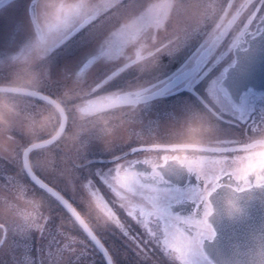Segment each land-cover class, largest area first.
Returning a JSON list of instances; mask_svg holds the SVG:
<instances>
[{
  "label": "rangeland",
  "instance_id": "1",
  "mask_svg": "<svg viewBox=\"0 0 264 264\" xmlns=\"http://www.w3.org/2000/svg\"><path fill=\"white\" fill-rule=\"evenodd\" d=\"M80 1L85 5H89L92 2V0ZM155 1L157 2L158 0ZM240 1L231 0L226 13L231 9H235ZM20 2H25V0H20ZM53 2L54 0H46V6L50 7ZM96 2L103 3L104 0H96ZM201 2L207 7V12H205L204 7H201L199 11L195 8V5ZM226 2L227 0H164L160 4L179 3L181 5L178 12L174 11L171 7L167 9V17L164 21L170 25V28L167 27V23L157 28L150 23L140 22L135 18L134 20H130L125 15L120 18L121 26L134 25V27L132 31L126 34V39L129 43L123 49L124 55L118 56L116 60L110 62L104 58L96 59L84 73L79 75H75V71L79 68L81 59H87L91 55L94 57L98 51L96 40L89 34V22L86 23L83 30L69 37L62 45L51 52L48 50L41 60L43 66L40 63L38 64V62L28 65L32 61L30 58L34 57L39 49L33 46L23 56H15V52L11 56L9 53L14 65H7L6 68L0 69V83H11L18 81L17 78L21 77L18 72L12 73L15 68H20V66L15 65L16 61H20L17 58L28 57V63L22 65V71L28 72L25 76L32 75V72L38 70L39 65L42 66L39 68L41 70L39 76H37L38 73L32 75L36 78L35 86H39L41 90H49L53 96L61 100L62 106L66 109L65 130L67 133L75 135L77 139L73 142H69L67 139H62L61 141L52 140L51 144L32 150L29 153L28 159L32 162L34 171L70 201L81 214L82 218L95 231L97 230L99 235L104 239L106 248L115 249L117 253L121 252L122 256L126 257V260L131 261L132 264H138L137 255L133 251L135 245L123 235V230H127L130 236L139 237L143 241L144 239H149L145 235V229L138 222L133 223L128 221L125 218L123 209L119 207V203H116L112 206L116 210L124 229L122 230L115 225L113 230L118 237L106 239L101 234L102 229L95 226L94 213L89 215L84 212L88 192L81 187V181L91 177L94 180L95 187L112 203V201L117 200L116 196L99 180L96 175L98 171L101 174L107 173L117 163L116 157H120V163L124 164V160L126 159L137 160L151 155V160L154 162L158 160V150L154 147L156 143H216L212 138L201 140V126L199 123H194L191 120H187L186 122V119L193 113L206 110L185 90H178L169 96L157 97L154 100V105L149 109L150 115L146 116L145 112H148L146 103H142L136 106V108L135 106H117L111 111H97L94 113L85 112L86 110L77 108L76 103L82 102L80 99L83 96V94L80 95L82 92H91L93 84L105 72L110 68L120 65L126 58L136 54L141 45L147 47L148 45H156L161 41L165 43V40H168V37L171 36L177 27L188 31L190 33L188 40L191 41L195 38L197 40V38H201L205 34L211 35L217 28L215 16L217 13L219 14L223 11ZM151 5L152 3L146 0V9L151 7ZM9 6L11 8L8 9L9 7H6L4 11H6L5 13H11L17 20L18 36L16 37V41L17 43H23L28 39L30 29L26 23L22 24L16 17V12H18V9L24 7V5H19L15 1L10 3ZM245 10L247 11L248 9ZM160 11L162 10L157 9V13ZM115 30L109 26V32ZM162 30L165 31L160 33ZM82 33H84V36ZM180 35L183 39V33ZM149 37H155V39L151 40ZM173 42L174 44L177 43L175 37H173ZM4 43L3 39L0 38V46ZM184 44L179 47L177 53L168 55L167 58L162 59L160 54H158L159 70H157V65H153L152 74H160L161 78H163L166 77V74L170 70L172 74L175 73L180 65L176 61L184 50L182 47ZM142 54L144 55V51ZM147 58L148 61L152 59L151 57ZM143 61L135 59L127 64L128 67L125 68L123 66L124 71L120 73V76L108 81L104 86H109L107 90L115 92V90L130 85L143 83V80L138 79L141 75L139 70L143 69L147 72L151 69V65L148 62L143 65ZM4 65L6 64H2V66ZM218 65L216 64L215 66ZM213 71L215 72L216 70L212 69L206 77L199 79L198 85L209 86V82L212 81L214 76ZM148 78L150 77H145V79ZM4 95L16 103L19 115L13 118L10 133L7 135L0 133V223L13 226L17 223L16 216H25L31 213V202L37 200L41 203V213L49 214L50 212L53 216L52 218L55 219L54 222L58 224L61 223L62 217L64 226L62 230L71 234L70 223H72V220L70 216L53 197L29 181V178L25 176L20 167L19 160L20 149L25 143L49 134L26 135L25 125L30 120L39 121L41 117L49 115L55 127L58 122L57 113L40 98H33L31 95L26 96L17 93H5ZM72 97L78 98L76 101H71ZM151 116H154L155 119L148 121ZM252 121H254L253 118L248 119L247 123L236 125H231L221 120L217 123L219 129L229 137L235 140H242L243 138H252L254 136L248 128L252 124ZM258 127L261 129V126ZM8 136L11 138L9 139ZM143 143L153 144L149 148H146L149 151L140 149L141 151L136 153L131 152L132 148ZM175 154L190 155L189 152L185 151L184 146H180L179 153ZM196 155H201V153H197ZM80 162L83 163V167L75 170L73 166L75 164L78 165ZM9 177L13 178L14 183H11L8 179ZM22 187L25 189L24 198L23 200H18L17 197ZM143 191L145 196L151 195L150 191ZM135 203L137 204L136 198ZM149 219V221L154 220L153 218ZM149 223V228L153 229L156 233L155 237L161 240L162 232H165V229L158 230L154 222ZM14 231L24 232L21 227H16ZM76 237L77 239L85 238L77 225ZM19 241L21 240L18 239L17 244L20 243ZM90 247H92L91 244ZM144 247L149 258L145 261L141 257L140 259L143 261V264H170L162 251V246L156 242L155 238H151L149 244ZM96 254L97 252L95 251L88 259L81 257L77 264H88V261H92V264H103V260ZM176 264H179V262L177 261Z\"/></svg>",
  "mask_w": 264,
  "mask_h": 264
},
{
  "label": "snow or ice",
  "instance_id": "2",
  "mask_svg": "<svg viewBox=\"0 0 264 264\" xmlns=\"http://www.w3.org/2000/svg\"><path fill=\"white\" fill-rule=\"evenodd\" d=\"M145 3L146 0H104L103 3H97L96 0H92L89 5L77 3L75 5H70L66 9L58 10L56 19L62 24H66L69 20L82 16L83 22L90 23L89 34L97 43L98 51L96 56L92 57L76 75L84 73L96 59L104 58L110 62L116 60L118 56L124 55L123 49L129 43L126 39V34L132 31L134 25L121 26V17L127 15L130 20H134L135 18L140 22H147L159 28L167 17L168 8L171 7L174 11L178 12L181 7L179 3L152 4L151 7L146 9ZM201 7H204L205 12H207V7L204 6L202 2L195 5L197 11H199ZM262 8H264V0H245L244 3L240 4L239 9L236 11V15L232 16V21H235L245 9H248L246 16L247 23L243 25L240 35L234 37L232 44L227 48L236 47L246 33L257 29L264 30V14H260ZM157 9H161L162 11L157 13ZM61 12H63L62 17ZM109 26L116 30L109 32ZM77 30H79V28L74 27L65 32L64 39L49 51L51 52L62 45L69 36ZM181 33H183V39L181 38ZM221 35H223V33H221ZM189 36L190 33L188 31L177 27L171 36L168 37L167 45L163 44V41H161L159 46L155 44L152 45V47H155V52L150 49L147 50V57L152 58L150 61L142 54L146 46L141 45V48L138 49L136 53L137 60H145L151 65V69L147 72L143 69L139 70L141 75L138 79L143 80L144 83L138 87L135 93H129V95L134 94L137 97L135 108L142 104L143 100L151 91H158L159 88L170 79V77L161 78L160 74H152L153 65H157V70H159L158 54L162 51H167L169 55H174L179 51L180 45L183 44ZM173 37H175L177 41L175 44L173 42ZM149 39L154 40L155 37H149ZM169 45H172V47H169ZM196 56H199V59H195ZM207 56V52L203 54L197 52L187 56L184 62L176 69V72L172 74V78L186 76L193 79H203L211 71V68L206 66ZM126 67H128L127 64H125V68ZM123 71V68L112 71L104 81L95 84L92 91L95 92L97 89L103 88L104 84L120 76V73ZM145 77L150 78L145 79ZM205 91L207 97L201 98V101L206 111L193 113L186 119V122L187 120H191L194 123H199L201 127L211 122L216 127V132L211 138L214 139L216 143L220 144L221 147L184 146L190 153V158H187V163L193 170L191 174H186V176L194 177L196 181L195 184L188 183V186L183 188L173 185L168 176L158 177L152 172V162L148 159L143 161L126 159L124 160L125 163L121 164V158L116 157L117 163L112 169L104 174H101L99 171L96 173L99 180L112 192H117L132 209H136V205L132 204L130 197L126 194H131L132 196L143 194V190L146 188H151L152 192L157 193L155 195L144 196V199L151 204L153 210L150 211L141 207L139 208V217L137 218V222L143 226L149 239L141 241L139 237L130 236L127 230H123V225L118 227L123 230V235L134 243L135 247L133 251L137 255L138 264H143V261L140 259L141 257H143L145 261L149 258L144 246L149 244L151 238L156 239V242L162 246L163 252L167 249L175 251L179 257L185 260L186 264H211L209 260H206L204 256L200 254L199 247L205 238L211 240L214 237L213 229L206 219L205 209L207 207V201L204 199V195H210L211 191H214L215 188L219 186L222 178L233 165H239L237 169L239 173L238 179H246L249 174H256V179L259 181L261 179L260 173L264 172V151L257 152L254 150L258 145L264 146V142L245 143L242 147L238 148L230 147L234 144L239 145L240 141L229 137L225 132L219 129L217 122L222 119V116L215 107L218 99L223 103L228 102L227 93L220 87L218 80L210 81L209 87L205 89ZM221 93H223L222 98L220 97ZM33 95H35V93ZM41 99H46V97H41ZM237 119L241 123L248 121V117L244 114L239 115ZM259 121L264 124V118H261ZM256 125L257 121H252L249 127V131L252 132L253 135L256 134ZM51 143L52 140H49L46 144ZM40 147H43V145L37 144L31 146V149ZM154 147L158 150V154L162 153L159 154V158L162 157L165 160L168 154L175 151L174 148L162 147L160 145H155ZM31 149L26 148L23 151L22 158L28 159ZM138 151L141 150L137 148L131 149L133 153ZM144 151L149 150L145 149ZM231 152H243L246 154L236 155L230 158L227 153ZM197 153H201V155H196ZM206 153H212L213 155L209 157L208 155H204ZM140 164L151 165V167L149 170H143L137 167ZM73 167L77 170L83 167V163L80 162ZM24 173L41 189H46L47 192L73 217L76 209L68 200L64 199V197L52 187H49L38 179L36 175L33 174V171L31 174H28L26 171H24ZM137 173H143V176L136 175ZM8 179L11 183H14L12 177ZM81 187L87 190V192H96L99 190L95 187L94 180L91 177L82 180ZM24 192L25 189L22 187L20 193ZM167 193L174 194L173 200H168L166 198ZM173 202L175 205L183 202L191 203L193 205L191 213L182 216L179 213L173 212ZM31 203L32 206L39 207V201H33ZM153 215H158L165 219V232L162 241L156 238L153 230L149 228L148 218ZM52 217L50 212L49 214H43L40 211L39 219L36 221L39 225L38 227L30 228L27 231L22 228L24 237H27L32 231L37 232L41 236H49V243L45 246L41 255L37 257L36 264H69V261H72V264H77L81 257L91 256L95 251H99L103 254L106 264H117V260L114 258L115 255L109 253L102 239L98 238L93 231L89 232L83 227L86 237L84 239H77L75 235H71L67 231L62 230L64 227L62 217L61 223H56L55 225L54 234L49 235V222L52 220ZM15 228L14 226L0 224V232L3 233H14ZM5 241L3 237H0V245L5 244ZM89 242L95 251H90ZM25 261L26 264H32L30 257H26ZM88 264H92V261H88Z\"/></svg>",
  "mask_w": 264,
  "mask_h": 264
},
{
  "label": "flooded vegetation",
  "instance_id": "3",
  "mask_svg": "<svg viewBox=\"0 0 264 264\" xmlns=\"http://www.w3.org/2000/svg\"><path fill=\"white\" fill-rule=\"evenodd\" d=\"M12 1L13 0H6L0 4V38H2L3 41L5 42L4 44L0 46V69L6 68L7 65H14L12 62V57H10V55L12 56L13 52H15V56H23L24 54H26V52H28V50L31 47L35 46L39 48L36 55L30 58L32 61H30L29 63L27 59L28 57L17 58L20 61H16L15 65L20 66V68L19 69L15 68V70H13L12 73L18 72V74L21 76H25L26 74H28V72L22 71L23 64L28 63V65H33L34 62H38V64L40 63L43 66V63H41L42 57L46 54L48 50L55 47L56 44L60 43L64 39L65 32L73 29L74 27H78L79 30L73 32L69 36L71 37L77 34L78 32H80L81 30H83L84 26L87 23V22H83L82 16L76 17L75 22L68 29H65L62 23H58L55 25L52 23L53 19L56 18V16L58 15L59 9H66L70 5L81 3L80 0H54V2L51 4L50 7L46 6L47 5L46 0H25V2L19 3V5H24V7H22L21 9H18V12H16V17L22 22V24L26 23L28 25L30 32L28 34V39L25 42L17 43L16 41V37L18 36L17 20L12 16L11 13H5L6 11H4L6 7H9L8 9L11 8L9 4L12 3ZM149 1L152 4H160V2L162 3L164 0H158L159 3H157L158 1L156 2L155 0H149ZM230 1L231 0H227L223 11L220 12L219 14L217 13V15L215 16V20H216L215 25L217 26L215 31L211 35L205 34L201 38H197V40L196 38L193 39V41L186 39L184 41L185 44L182 46L184 50L181 53V56L176 61V62H179L178 64H182L184 60L187 58V56L192 55L193 53L200 52L201 54H203L207 52L208 56H207L206 66L210 67L211 70L212 69L216 70L215 72L213 71L214 76L212 80H218L219 82L223 77V69L228 64L238 62L241 64L242 67L249 68V64L246 61H243V62L240 61L239 58L240 56H242L243 54H246L249 51L248 49H249L250 37L258 34L262 30V29H257L255 31L246 33L244 37L241 39V41L239 42V44L236 45V47L227 48L228 46L232 44L234 37H237L240 35V31L243 29V25L247 23L246 16L248 13V10L247 11L244 10V12H242L235 21H232V16L236 15V11L238 10L239 4L237 5L235 9H231L230 11H228V13H226V10H228V6L230 5ZM158 10H161V9H158ZM262 13H264V8L260 10V14ZM62 16H63V12H61V17ZM164 23H167V22L164 21L163 24ZM167 27L170 28V25L168 23H167ZM164 31L165 30H162L160 31V33L161 32L163 33ZM262 32L264 33V30H262ZM221 33H223V35H221ZM82 35L84 36V33H82ZM165 43L163 42V44L167 45L168 40H165ZM156 45L159 46L160 42H158V44ZM169 47H172V46H169ZM149 49L155 52V47L148 45L144 50L145 57H147L146 53H147V50ZM159 54L162 59L167 58L169 55L167 51H162ZM92 57L93 55L88 56L87 59L86 58L81 59V61L79 62L80 63L79 68H77V71H75V75ZM135 59H137L136 54H133L131 57L126 58L120 65L114 68H110L107 72H105V74H103L93 84L92 87H94L95 84L104 81L112 71L123 68L125 64H129ZM195 59H199V56H196ZM2 64H6V65L2 66ZM142 64L145 65L146 61L144 60ZM216 64H219V65L215 66ZM42 66L39 65L38 70L32 72V75H34L35 73H38L37 76H39L40 71H41L39 70V68H41ZM168 75H170L169 76L170 78L172 77L171 70L166 74V77ZM251 75H253L252 71L247 70L245 72L246 77H249ZM11 83H14V82H11ZM198 83H199L198 78L193 79L191 77L185 76V77H182L181 80L172 87V89L177 87V88H181V90H185L189 92L192 95V97H194L197 100L198 104L205 109V106L202 103L201 98L207 97V93L205 89H207L209 86L207 87H204L202 85L199 86ZM141 84L130 85V86L121 88L119 90H115V92H113V90L112 91L107 90L109 86H104L101 89H97V91L95 92L93 91L82 92L80 94V95L83 94V96L80 98L82 102H79V103L77 102L76 107L80 108L81 110H86L85 112L94 113L97 111H107V110L111 111L117 106H135V103H133L132 101L130 102V100H133L134 98H136L134 94L133 95L127 94L123 96L117 93L121 91H129V90L136 91ZM219 84H220V87L224 90V92L227 93V101H228L227 103H223L220 101V99H218L217 104L215 105L216 110L222 116V119H220L221 121L225 123L228 122L231 125L243 124L239 122L237 117L241 114H244L248 117V119L253 118L254 121H257L256 132L260 130V127L258 126H261V128H264V124L260 123L259 121L261 118H264V81H262V84H263L262 88L257 87L259 82H251L250 85L243 86L242 84H238L235 79L233 80L231 86H228L225 84L222 85L221 82ZM34 88L49 94L61 104V100L53 96V94L49 90L47 89L41 90L39 86H34ZM166 92H167L166 90H163L161 93L162 94L161 96L150 97L148 99H145L142 102V103H146L148 106V112L147 113L145 112V116L150 115L149 109L154 105V100L157 97H164V96L171 95V94H167ZM220 97L221 98L223 97V93L220 94ZM77 98L72 97L71 101L72 100L76 101ZM122 99L128 101L129 103H122L121 101ZM64 110L66 111L65 108ZM154 119H155L154 116H151L148 119V121H151ZM253 137L243 138L242 140H238L240 141L239 145L234 144V145H231L230 147L238 148V147H242L243 144L245 143H252ZM152 144L153 143H143L140 145H136L134 148L146 149L152 146ZM206 144H209L215 147H221V145L218 143H214V144L206 143ZM182 146H185V145H182ZM164 147H167V146H164ZM254 150L257 152L264 151V146L258 145ZM159 154H162V153H159ZM159 154H158V158H159ZM172 154H175V153H172ZM245 154L246 153H243V152L227 153V155H229L230 158L236 155H245ZM204 155H208L209 157H211L213 154H204ZM145 159L150 160L152 163L155 162L151 160V155L141 157L140 159H137V160L143 161ZM137 167L143 170H149L151 165L140 164ZM168 178L173 183V185H176L182 188L187 187L188 183H191V184L196 183L194 177L186 176V174L180 170H176L175 174L168 176ZM144 190L150 191L151 195L157 194V193L152 192L151 188H146ZM127 195L130 197L132 204L136 205L138 212H139V208L141 207L145 208L146 210H150V211L153 210L151 204L147 200L144 199V196H145L144 191H143V194H139L135 196H132L131 194H127ZM173 197H174L173 193L166 194V198L168 200H173ZM135 198L137 199V204L135 203ZM116 199L118 198L116 197ZM192 208H193V205L189 202H183V203L176 204V205L173 202L172 211L175 213H179L182 216H185L191 213ZM138 212H137V216L139 217ZM123 213L125 215V218L128 221L133 222V223L137 222V220H133L131 217H129L124 209H123ZM149 218L154 219L153 221H149V222H154L157 225L158 230L165 229L166 222L164 218L158 215H153L152 217H149ZM54 220L55 219L52 218V220L49 222V229H50L49 235L54 234L55 225H56ZM70 226L69 227L71 228L70 229L71 234L76 236V224L72 221V223H70ZM89 226L92 228L94 233L98 236V238H101L102 242L105 244L104 239L99 235L97 230L95 231V229L91 225ZM114 227L115 225L113 224L109 228L102 229L101 234L104 235L106 239L117 238L118 236L116 232H114L113 230ZM149 227H150V223H149ZM153 232L155 233L154 230ZM145 235L148 236L146 231H145ZM0 237H3L6 240L5 244L0 245V264H26V261H25L26 257L31 258L32 264H36L37 257L41 255L43 249L49 243L48 235L41 236L35 231L30 232V234L27 237H24V232L21 233L19 231L18 232L14 231V233L0 232ZM163 238H164V232H162L161 241L163 240ZM18 239H20L21 241H19L20 243L17 244ZM106 249L109 251L110 254L116 255V257L114 258H116L117 264H132L131 261L129 262L126 260V257L122 256L121 252L117 253L115 249H111V248H106ZM92 250H94V248L90 247V251ZM96 252L100 256L99 252L98 251ZM89 257L91 256L86 257V259H88ZM14 260L16 261L13 262ZM69 264H72V261H69ZM103 264L105 263L103 262Z\"/></svg>",
  "mask_w": 264,
  "mask_h": 264
},
{
  "label": "clouds",
  "instance_id": "4",
  "mask_svg": "<svg viewBox=\"0 0 264 264\" xmlns=\"http://www.w3.org/2000/svg\"><path fill=\"white\" fill-rule=\"evenodd\" d=\"M76 18L69 20L66 24H63L65 29L71 27L75 22ZM54 25L60 22L56 18L52 22ZM18 82H14L10 85H0V133L8 134L12 128L13 118L19 115L18 106L12 100H10L5 93H19L23 95H33L34 91L32 90L36 83L35 76H21L17 78ZM55 111L60 113L61 116L64 114V109L60 107L57 103L55 105ZM216 132V127L211 122L201 127V140L211 138ZM42 133H50L51 139L61 141L62 139H67L69 142H73L77 137L71 133H67L65 130V125L63 122L59 124L58 127H54L51 122V117L45 115L40 118L39 121L30 120L25 125V134L29 136L38 135ZM10 139L11 137L8 136ZM49 140H45L44 143H48ZM264 142V129H261L253 137L252 143ZM174 148L175 151L171 153H179L180 146L172 145L168 146ZM185 151L189 152L187 149ZM168 154L167 159L162 157L152 163V172L155 173L158 177L171 176L175 174L176 170H180L185 174H191L192 169L187 163V158H190V155H179V154ZM21 166L23 171L31 174L33 171L32 162L27 158H22ZM158 165V169H157ZM239 165H233L228 169V173L222 178L221 183L214 191H211V194H205L204 199L207 201V207L205 209L207 222L211 225L214 236L215 231L213 228L212 220L217 221L222 218H226L230 221L237 220L246 215L247 209L243 201H251L254 196L253 193L256 189L264 188V172L260 173L261 179L258 181L256 179V174H249L246 179H238V169ZM136 175L143 176V173H137ZM217 191H222L223 195L220 198L219 206L212 199ZM117 200L109 203V201L104 197V195L97 190L96 192H88L85 200L84 212L86 214L92 215L94 213L95 226L100 227L101 229L109 228L111 225H116L121 227L119 216L117 215L116 210L112 206L113 204L119 203V207L124 209L129 217L133 220H137V207L136 209L130 208V206L123 200V198L115 191H113ZM24 193H20L17 197L18 200H23ZM37 201V200H34ZM41 203L39 202V207L32 206V212L25 216H16V221L13 226L21 227L25 231L30 228L38 227L39 213H40ZM73 217L75 222H78L82 227L87 231L92 232V228L89 227L88 223H85V220L82 218L81 214L75 210ZM207 238H205L206 240ZM204 240V241H205ZM204 241L199 246L200 254L204 256L206 260H209L204 250ZM165 257L169 260L170 264H176L179 261V264H186L185 260L179 257L175 251L167 249L164 252Z\"/></svg>",
  "mask_w": 264,
  "mask_h": 264
},
{
  "label": "water",
  "instance_id": "5",
  "mask_svg": "<svg viewBox=\"0 0 264 264\" xmlns=\"http://www.w3.org/2000/svg\"><path fill=\"white\" fill-rule=\"evenodd\" d=\"M254 65L258 66L256 63ZM256 69L258 71H263V68L261 66L256 67ZM0 85H10V84H0ZM32 90L34 91L35 95H31V96H35L40 99L41 97H46V99L43 100L47 101L55 108V105L58 103L55 99L36 89H32ZM58 116H59V120L56 127H58L61 122L64 123L65 120L64 114L63 116H61V114L58 113ZM49 139H51L50 134L48 136L36 140H32L26 143L20 150V161L22 159L23 151L26 148L31 149V146H35L37 144L46 145L44 141ZM157 145L164 146L165 144H157ZM172 145L173 144H169V146ZM33 174L36 175L34 172ZM26 176L33 184H35V182L32 181L28 175ZM36 177L40 179L43 183L47 184L49 187H52L47 182L42 180L38 175H36ZM42 190L47 192L46 189H42ZM222 195H223L222 191H217L216 194L212 197V199L217 203L218 206ZM253 196H254L253 200L243 201L247 209L246 215L244 217L233 221H230L226 218H222L219 221L215 219L212 220L215 236L211 240L206 239L204 241L205 253L207 257L212 261V263L264 264V188L256 189L253 193ZM69 215L71 216L70 213ZM72 218L74 219V217ZM76 223L83 231V227L78 222ZM84 234L86 235V233Z\"/></svg>",
  "mask_w": 264,
  "mask_h": 264
},
{
  "label": "bare ground",
  "instance_id": "6",
  "mask_svg": "<svg viewBox=\"0 0 264 264\" xmlns=\"http://www.w3.org/2000/svg\"><path fill=\"white\" fill-rule=\"evenodd\" d=\"M259 34H260V35H263V32H262V31H260V32H259Z\"/></svg>",
  "mask_w": 264,
  "mask_h": 264
}]
</instances>
